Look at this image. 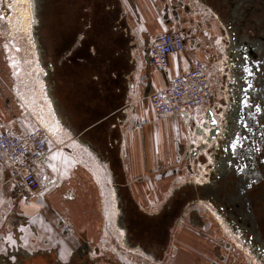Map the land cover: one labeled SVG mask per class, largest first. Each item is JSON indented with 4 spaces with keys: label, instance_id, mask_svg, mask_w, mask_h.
<instances>
[{
    "label": "crops",
    "instance_id": "1",
    "mask_svg": "<svg viewBox=\"0 0 264 264\" xmlns=\"http://www.w3.org/2000/svg\"><path fill=\"white\" fill-rule=\"evenodd\" d=\"M117 1L114 18L94 25L99 35L87 34L85 66L72 69L67 62V73L60 74L51 65L54 112L76 150L49 144L51 153L35 166L42 190L28 204L16 195L10 169L0 166V264H71L86 252L94 264H123L96 243L114 218L107 208L110 194L122 205L134 204L130 213H119L121 224L129 227L134 207L152 213L160 199L190 185L180 171L185 140L180 117L157 118L148 99L166 82L151 62L152 35L178 29L182 20L166 8L167 0ZM97 13L94 7V17ZM200 31L189 33L186 49L171 56V75L205 57L197 41ZM4 82L0 74V132L24 136L30 124ZM190 212L167 248V264H214L208 255L198 258L196 237L205 235V222L199 215L193 220ZM128 230L135 239L129 247L138 251L142 243L136 231Z\"/></svg>",
    "mask_w": 264,
    "mask_h": 264
},
{
    "label": "flooded vegetation",
    "instance_id": "2",
    "mask_svg": "<svg viewBox=\"0 0 264 264\" xmlns=\"http://www.w3.org/2000/svg\"><path fill=\"white\" fill-rule=\"evenodd\" d=\"M85 1L35 0L41 24L38 38L49 83L53 79L51 65L56 66L60 74L67 73L66 57L70 49L80 47L79 56L83 59L81 46L85 41L81 35L85 33L80 30L79 21H84L82 8ZM183 1L169 3L167 0L166 8L182 20L179 26L186 29L184 14L189 7L183 6ZM199 1L210 6L222 23L230 75V102L225 124L221 134L215 133V137H220L211 149L209 182L202 187L186 185L169 199L159 200L143 222L141 231L144 234L139 240L142 244L138 252L130 256L136 264H167L170 259L166 256L167 248L173 245L176 232L184 228L187 209H191L189 214L197 221L198 212L191 203L201 199L214 207L228 230L231 229L232 236L263 257L256 237L264 238V0ZM118 207L119 213L120 207L124 212L119 198ZM119 218L120 214L117 224L123 227L125 234L119 233L116 238L123 236L119 243L130 245L134 241L129 234L130 227L123 226L122 217ZM107 254L110 256L111 253ZM71 264H94V261L86 252L79 254Z\"/></svg>",
    "mask_w": 264,
    "mask_h": 264
},
{
    "label": "built area",
    "instance_id": "3",
    "mask_svg": "<svg viewBox=\"0 0 264 264\" xmlns=\"http://www.w3.org/2000/svg\"><path fill=\"white\" fill-rule=\"evenodd\" d=\"M183 3V6L189 7L184 14L187 17L185 25L188 24L186 29L179 27L163 30L150 45L151 62L164 72L166 82L161 88L152 90L148 99L157 118L180 117L185 133L184 150L179 159L180 171L185 183L199 186L207 184L211 176V149L220 137H215L216 134L212 136V131L216 130L221 134L225 124L226 110L230 102L229 65L227 58L225 67L218 71L211 64L212 58L206 55L195 59L182 73H169L171 56L186 49V36L189 33L207 28L208 37L215 35L213 20L218 16L213 9L199 0H184ZM222 38L224 42L223 34ZM198 43L211 45L206 35L200 36ZM50 112L45 115L47 118L32 116L29 121L31 128L24 136L8 131L0 132V166L10 169L9 181L13 183L16 195L24 204L30 203L42 190V181L35 166L51 153L49 144L55 143L57 149L67 148V143L64 145V141L60 140L64 139V127L55 116L53 104ZM211 118L215 119L214 125ZM112 198L114 228L124 235L125 230L117 224L119 207L115 193ZM121 243L122 249H126L128 254L138 252L124 242ZM115 252L127 259L126 255ZM130 262L135 263L131 258Z\"/></svg>",
    "mask_w": 264,
    "mask_h": 264
},
{
    "label": "rangeland",
    "instance_id": "4",
    "mask_svg": "<svg viewBox=\"0 0 264 264\" xmlns=\"http://www.w3.org/2000/svg\"><path fill=\"white\" fill-rule=\"evenodd\" d=\"M34 4L35 0H0V74L5 81V88L13 95L21 110L20 113L28 123L32 116L47 118L45 115L51 113L53 104L47 79V66L42 61V44L38 38L41 27L40 14L38 12L37 15ZM213 28H215L214 37H208L209 29L204 28L198 34V41L200 36H207L211 45L204 46L207 50V52L203 51L204 55L210 56L213 67L222 71L221 68L225 67L228 54L220 29L222 24L218 18L213 20ZM156 37L157 33L155 32L152 35L151 43ZM58 122L60 124L59 120ZM29 124L31 127V122ZM60 140L64 141V145L67 143L71 148H75V146H71L65 133L64 139ZM104 181L107 182L105 179ZM106 184L109 186L108 182ZM113 201L110 194L109 207L107 206V208L113 209L111 208ZM191 207L196 208L198 215L204 218L205 222V227L202 228L205 235L196 237L199 244L196 249V253L199 254L198 258L200 255H208V259L210 262L214 261V264H264V257L253 253L250 247L242 245L237 237L230 234L231 229L228 230V225L217 215L210 203L203 199L194 200ZM114 230V223L110 216L107 225H105V231H102V236L96 243L102 245L105 252L111 253L110 256L118 259L121 263L132 264L130 262L131 254H128L126 249H122V244L119 243L121 237L116 238L119 232L117 230L114 232ZM111 249L113 250L111 251ZM115 251L126 255L128 259L117 255ZM138 260L143 261L139 258Z\"/></svg>",
    "mask_w": 264,
    "mask_h": 264
},
{
    "label": "trees",
    "instance_id": "5",
    "mask_svg": "<svg viewBox=\"0 0 264 264\" xmlns=\"http://www.w3.org/2000/svg\"><path fill=\"white\" fill-rule=\"evenodd\" d=\"M85 2H86L85 7L82 8V12L85 13L84 17H82L84 21H82V19L79 21L81 25L80 30H82V32L85 33L84 39H83L85 42L81 46L82 52H84L82 53L84 54L82 57L83 59H85V61L79 56L80 47H76L75 50H71L69 55L66 57V60L68 64L72 67V69H77L79 66L86 65L87 53L85 51L86 49L85 45H86V41H88L87 34L92 32V36L90 38L95 39L96 38L95 35L98 36L100 33L98 31H95L97 29L94 28V25L96 23L104 24V25L108 24L111 18H114V16L118 12L117 10H119V2L117 0H86ZM94 7H96L98 10L96 17H94V15L92 14ZM83 23H84V26H83ZM72 47L73 45L71 46V48ZM127 199H129L128 195H127ZM133 206H134L133 203L124 205L125 213L126 214L130 213L129 209L130 207L132 208ZM147 217H149L147 216V214L138 211V209L135 207L133 208L131 214H128L127 223L130 229H133L134 231H136L137 240L143 239L141 236L144 234V232H142L141 229H142V226L144 225L143 222H145L144 220H146ZM153 242H155V240Z\"/></svg>",
    "mask_w": 264,
    "mask_h": 264
},
{
    "label": "water",
    "instance_id": "6",
    "mask_svg": "<svg viewBox=\"0 0 264 264\" xmlns=\"http://www.w3.org/2000/svg\"><path fill=\"white\" fill-rule=\"evenodd\" d=\"M215 121L214 118H211V123L212 125H214L215 123L213 122ZM216 133V130L212 131V136H214ZM205 185H199L198 187H202V186H206ZM257 241H258V249L260 250V252L262 253V256L264 257V238L260 235L256 237Z\"/></svg>",
    "mask_w": 264,
    "mask_h": 264
},
{
    "label": "snow or ice",
    "instance_id": "7",
    "mask_svg": "<svg viewBox=\"0 0 264 264\" xmlns=\"http://www.w3.org/2000/svg\"><path fill=\"white\" fill-rule=\"evenodd\" d=\"M214 123H215V121H213ZM239 143V141H237V144ZM236 145H233V147H235ZM9 239H10V237H9Z\"/></svg>",
    "mask_w": 264,
    "mask_h": 264
}]
</instances>
